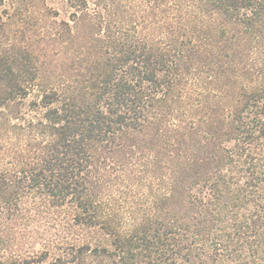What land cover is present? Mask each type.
Wrapping results in <instances>:
<instances>
[{"label": "trees", "instance_id": "obj_1", "mask_svg": "<svg viewBox=\"0 0 264 264\" xmlns=\"http://www.w3.org/2000/svg\"><path fill=\"white\" fill-rule=\"evenodd\" d=\"M68 4L0 37V264H264V0Z\"/></svg>", "mask_w": 264, "mask_h": 264}, {"label": "rangeland", "instance_id": "obj_2", "mask_svg": "<svg viewBox=\"0 0 264 264\" xmlns=\"http://www.w3.org/2000/svg\"><path fill=\"white\" fill-rule=\"evenodd\" d=\"M10 3L11 0H0V15L4 17L8 23H6L5 32L2 30L0 31V37H2V39H6L7 36L14 33L20 35L22 32L24 34V31H26L28 27L30 29L39 26L55 28L63 20L69 18L71 11L68 0H37L36 3L32 4V8L30 9L32 14L29 17L28 14L24 15V11H20L19 13H16V11L14 12L13 8L9 6ZM44 8L50 10L49 16L44 15ZM36 41H38V38ZM51 43L48 49H52L50 56L53 58L56 56L55 54L57 51H60V47L53 42Z\"/></svg>", "mask_w": 264, "mask_h": 264}]
</instances>
